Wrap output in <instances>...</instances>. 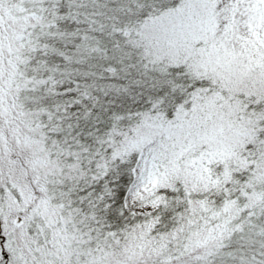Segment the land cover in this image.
<instances>
[{
  "label": "snow or ice",
  "instance_id": "obj_1",
  "mask_svg": "<svg viewBox=\"0 0 264 264\" xmlns=\"http://www.w3.org/2000/svg\"><path fill=\"white\" fill-rule=\"evenodd\" d=\"M0 264H264V0H0Z\"/></svg>",
  "mask_w": 264,
  "mask_h": 264
}]
</instances>
